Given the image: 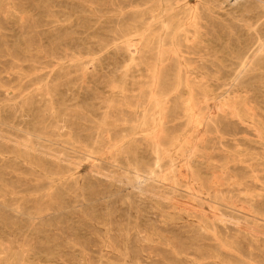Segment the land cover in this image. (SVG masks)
Returning <instances> with one entry per match:
<instances>
[{"label": "rangeland", "instance_id": "1", "mask_svg": "<svg viewBox=\"0 0 264 264\" xmlns=\"http://www.w3.org/2000/svg\"><path fill=\"white\" fill-rule=\"evenodd\" d=\"M157 1L0 0V264H264V5L204 12L240 75L159 62Z\"/></svg>", "mask_w": 264, "mask_h": 264}, {"label": "bare ground", "instance_id": "2", "mask_svg": "<svg viewBox=\"0 0 264 264\" xmlns=\"http://www.w3.org/2000/svg\"><path fill=\"white\" fill-rule=\"evenodd\" d=\"M90 1V0H89ZM152 1V0H151ZM154 1V0H153ZM213 0H198L197 1V4L195 5V6H192L191 4H190V0H186V2L185 3H181V0H158L157 2H156V8H154V12L156 13V17L157 16H159L160 14H161V19H160V21H158V22H160L161 24H162V27H160V29L158 28V36H157V44L156 45H158V47L160 46V52H159V56L160 57H158V59L157 60H159V62H161V60H162V55L163 54H161V52L163 51V46H165V43H170V44H172L173 42V40H176V44H178V46L180 47V48H185V51L187 52V53H191V52H193V54L195 55L196 53H198V52H202V51H204L205 52V55L207 54V55H209V57L210 56H212V57H214L215 59H214V63L216 62V63H218V64H220V65H222V66H217L216 65V67H215V69H214V73L216 72V73H220V74H222L223 73V71L224 72H231V73H233L232 71H234V72H237L238 74H240L241 75V73H244L246 70H247V66L249 65V62L251 61H247V63H246V61H244V58H241L240 59V57H239V55L236 53V52H234V51H232V50H229V48L227 47V45H226V48H225V50H217V48L215 49V48H212L213 46H211L212 44H213V42H211L209 39H203L202 38V33H203V29H205V30H207L208 29V26H210L209 24H210V21L212 22L213 20H211V19H213V18H208V16H207V14H205L204 12H206L207 13V11H209L210 12V10L212 9V5H211V2H212ZM218 1V0H217ZM221 1V0H220ZM223 1V0H222ZM221 1V2H222ZM147 2V1H146ZM146 2H144V5H145V3ZM225 2V1H224ZM223 2V3H224ZM226 2H227V0H226ZM245 3H246V1H244ZM239 3V2H238ZM244 3V4H245ZM248 6L246 7V8H244L243 9V7H242V9H243V11H245L246 12V16H249L248 18H251V16L249 15V14H251L252 15V13L253 14H255V13H257V14H260V10H258V7L260 6V4H262V5H264V0H248ZM141 4H143V3H141ZM218 4H220V3H218ZM218 4H215V5H218ZM222 4V3H221ZM230 4V3H229ZM240 5V4H239ZM243 5V4H242ZM146 6V5H145ZM219 6H221V5H218V7ZM139 7V6H138ZM261 7H264V6H261ZM147 8V7H146ZM153 8H151V9H153ZM237 8V7H236ZM150 9V8H149ZM222 9V8H221ZM231 10H236V9H231ZM263 10V9H262ZM147 11L148 10H146V13H147ZM151 11V10H150ZM214 11V10H213ZM220 11V10H219ZM227 11V10H226ZM208 12V13H209ZM221 13H222V11H220ZM262 12V11H261ZM224 14V13H223ZM222 14V15H223ZM236 14V13H235ZM256 14V15H257ZM142 15V14H141ZM146 15V14H145ZM149 16V15H148ZM154 16V15H153ZM246 16H244V17H241V19H245V17ZM252 16H254V15H252ZM147 17V16H146ZM231 17V16H230ZM139 18H141V16H139ZM143 18V17H142ZM150 18V17H149ZM159 18V17H158ZM205 19H207L206 21H205ZM228 19V18H227ZM233 19V18H232ZM143 20H144V18H143ZM140 21H142V20H140ZM157 21V20H156ZM205 21V22H204ZM218 21V20H217ZM220 21V20H219ZM222 21V20H221ZM232 21V20H231ZM262 21V20H261ZM153 22V21H152ZM209 23V24H208ZM223 23V22H222ZM235 23V22H234ZM238 23V22H237ZM254 23V22H253ZM155 24V23H154ZM225 24V23H224ZM151 25V24H150ZM156 25V24H155ZM226 25V24H225ZM230 26H231V24H229ZM143 26V25H142ZM229 26V28H231ZM158 26H155V28H157ZM141 28V27H140ZM154 28V29H155ZM210 28V27H209ZM143 29V28H142ZM147 29V28H146ZM211 29V28H210ZM226 29V28H225ZM215 30V29H214ZM264 30V29H263ZM216 31V30H215ZM208 33V32H207ZM155 34V33H154ZM211 34H212V32H211ZM263 35H264V33H263ZM246 36V35H245ZM152 38V37H151ZM204 38H206V37H204ZM149 39V38H148ZM153 39V38H152ZM156 39V38H155ZM260 41V38H259V36H255V38H251V39H249L248 41H246V43H245V47H247L248 48V50L250 49V48H252V46H253V48L255 47L254 46V44H256L255 42L256 41ZM148 41H150V40H148ZM155 41V40H154ZM198 42L202 45V46H199V44H198ZM148 44V43H147ZM152 44V43H151ZM257 44H258V42H257ZM153 45V44H152ZM144 46V45H143ZM169 46V45H168ZM264 46V43H262L261 44V46H260V48H262ZM146 47V46H145ZM259 47V46H258ZM144 48V47H143ZM150 48V47H149ZM153 48H155L154 46H153ZM169 48H171L170 46H169ZM168 48V49H169ZM140 49H141V47H140ZM241 49V48H240ZM154 50V49H153ZM164 50H166V47H165V49ZM172 51H173V49H171ZM184 50V49H183ZM256 50V49H255ZM145 51V50H144ZM169 51V50H168ZM175 51V50H174ZM181 51V50H180ZM245 51V50H244ZM259 51V50H258ZM143 52V51H142ZM156 52V51H155ZM163 52H165V51H163ZM162 52V53H163ZM176 52V51H175ZM185 52V53H186ZM238 52V51H237ZM255 52V51H254ZM158 53V52H157ZM166 53H168V52H166ZM186 53V54H187ZM248 53V52H247ZM262 53V52H261ZM146 54V53H145ZM165 54V53H164ZM178 54V53H177ZM176 54V55H177ZM204 54V53H203ZM246 54V53H245ZM257 54V53H256ZM155 55H156V53H155ZM168 55V54H167ZM190 54H187L186 56H187V59H188V56H189ZM197 55V54H196ZM206 55V56H207ZM146 56V55H145ZM150 56V55H149ZM148 56V57H149ZM163 56H165V55H163ZM181 56V55H180ZM150 57H152V56H150ZM173 57V56H172ZM175 57V56H174ZM178 57V56H177ZM182 57V56H181ZM185 57V56H184ZM192 57V56H191ZM196 57V56H195ZM211 58V57H210ZM144 59V58H143ZM147 59V58H146ZM153 59V58H152ZM168 59V58H167ZM166 59V60H167ZM171 59V58H170ZM186 59V60H187ZM201 59V58H200ZM205 59V58H204ZM235 59H240V61H238L239 63H242L241 64V67L238 69V68H232L230 65V67L228 68L227 67V65H226V61L227 60H230V62H232V61H234ZM165 60V61H166ZM183 60V59H182ZM196 60H198V59H196ZM211 60V59H210ZM154 61H156V59L154 60ZM164 61V60H163ZM180 61V60H179ZM201 61V60H200ZM159 62H158V64H159ZM236 62V61H235ZM164 64H165V62H163ZM168 63V62H167ZM167 63H166V66H167ZM187 63V62H186ZM194 63V62H193ZM196 63V62H195ZM234 63V62H233ZM182 64V63H181ZM190 64H192V63H190ZM207 64V63H206ZM174 65H175V63H174ZM196 65H197V63H196ZM155 66H156V64H155ZM154 66V67H155ZM179 66H180V64H179ZM195 66V65H194ZM224 66H226L227 68H225ZM263 66V65H262ZM153 67V68H154ZM158 67V66H157ZM162 67H163V65H162ZM161 67V68H162ZM173 67V66H172ZM181 67V66H180ZM190 67H192V66H190ZM196 67V66H195ZM214 67V66H213ZM212 67V68H213ZM152 68V67H151ZM155 69V68H154ZM153 69V70H154ZM165 69V68H164ZM200 69V68H199ZM207 69V68H206ZM151 70V69H150ZM194 70V69H193ZM261 70V69H260ZM161 71V70H160ZM170 71H172V70H170ZM177 71V70H176ZM179 71V70H178ZM182 71V70H181ZM199 71V70H198ZM203 71V70H202ZM204 71H205V68H204ZM209 71V70H208ZM158 73V70L156 69V70H154V73ZM191 72H192V70H191ZM194 72H196L195 70H194ZM194 72H192V73H194ZM154 73H152V75L154 74ZM184 73V72H183ZM202 73V72H201ZM203 75L205 74V73H202ZM161 75V74H160ZM166 75V74H165ZM232 75V74H231ZM255 75V74H254ZM156 76V75H155ZM164 76V75H163ZM176 76V75H175ZM175 76H174V78H175ZM206 76V75H205ZM224 76V75H223ZM235 76H236V74H235ZM152 77H154V76H152ZM183 77V76H182ZM221 77V75L220 76H218V78L219 79H221L220 78ZM228 77V76H227ZM257 77V76H256ZM258 77H259V74H258ZM264 77V76H263ZM160 78V77H159ZM222 78H226V77H222ZM230 78H231V76H230ZM233 78H235V77H233ZM255 78V77H254ZM167 79H168V77H167ZM229 79V78H228ZM237 79V78H236ZM177 80V79H176ZM231 80V79H230ZM234 80V79H233ZM256 80V79H255ZM167 81V80H166ZM229 81V80H228ZM232 81V80H231ZM252 81V80H251ZM156 82V81H155ZM171 82V81H170ZM183 82V81H182ZM226 82V81H225ZM165 83V82H164ZM186 83V82H185ZM192 83V82H191ZM166 84V83H165ZM172 84V83H171ZM173 84H174V82H173ZM193 84V83H192ZM226 84V83H225ZM168 85V84H167ZM188 85V84H187ZM163 86V85H162ZM170 86V85H169ZM241 86V85H240ZM243 86V85H242ZM152 87H155V85L154 86H152ZM159 87V86H158ZM171 87V86H170ZM184 87V86H183ZM182 87V88H183ZM165 88V87H164ZM173 88V87H172ZM186 88V87H185ZM197 88V87H196ZM238 88V87H237ZM152 89H154V88H152ZM159 89H161V88H159ZM175 89H176V87H175ZM155 90V89H154ZM172 90V89H171ZM186 90H188V89H186ZM152 91V90H151ZM160 91V90H159ZM162 91V90H161ZM180 91H182V90H180ZM191 91V90H190ZM228 91V90H227ZM146 92H147V90H146ZM153 92H155V91H153ZM158 93V92H157ZM163 93H165L164 91H163ZM182 93V92H181ZM183 93H184V90H183ZM153 94V93H152ZM179 94V93H178ZM156 95V94H155ZM159 95H160V93H159ZM164 95V94H163ZM165 95H168V94H166L165 93ZM151 96V95H150ZM153 96V95H152ZM192 96V95H191ZM158 97V96H157ZM160 97H161V95H160ZM198 97V96H197ZM151 98V97H150ZM142 99H144V98H142ZM198 99V98H197ZM247 99V98H246ZM182 100V99H181ZM170 101V100H169ZM177 101V100H176ZM178 101H180V100H178ZM229 101V100H228ZM181 102V101H180ZM245 102H246V100H245ZM151 103V102H150ZM154 103V102H153ZM172 103V102H171ZM196 103V102H195ZM246 103H248V102H246ZM144 104V103H143ZM167 104H169V102L167 103ZM191 104V103H190ZM148 105V104H147ZM177 105H178V103H177ZM176 105V106H177ZM144 106V105H143ZM146 106V105H145ZM160 106V105H159ZM168 106V105H167ZM151 107V106H150ZM154 107H156V105L154 106ZM153 108V107H152ZM170 108V107H169ZM175 108V107H174ZM252 108V107H251ZM255 109H256V107H254ZM176 109V108H175ZM174 109V110H175ZM260 109V108H259ZM263 109V108H262ZM144 110H145V107H144ZM158 110V109H157ZM264 110V109H263ZM143 111V110H142ZM146 111V110H145ZM145 111H143V113L145 112ZM153 111V110H152ZM159 111V110H158ZM166 111V110H165ZM168 111H169V109H168ZM192 111V110H191ZM147 112V111H146ZM173 112V111H172ZM205 111H203L202 113H204ZM264 112V111H263ZM151 113V112H150ZM174 113V112H173ZM209 113V112H208ZM255 113V112H254ZM168 114V113H167ZM166 114V115H167ZM215 114H216V112H215ZM256 114V113H255ZM153 115H154V113H153ZM203 115H205V114H203ZM218 115V114H217ZM258 115H260L259 114V112H258ZM177 116H180V115H177ZM216 116V115H215ZM147 117V116H146ZM155 118H156V116H154ZM201 117V116H200ZM207 117V116H206ZM206 117L204 116V118L206 119ZM226 117V116H225ZM224 117V118H225ZM145 118V117H144ZM151 118V117H150ZM209 118V117H208ZM212 118V117H211ZM216 118V117H215ZM229 118V117H228ZM152 119V118H151ZM150 119V120H151ZM157 119V118H156ZM166 119H168V117L166 118ZM201 119H203L202 117H201ZM205 119H204V121H205ZM213 119V118H212ZM220 118H218V120H219ZM154 120V119H153ZM191 120V119H190ZM207 120V119H206ZM209 120V119H208ZM225 120V119H224ZM261 120H263V119H261ZM202 121V120H201ZM264 121V120H263ZM149 122H151V121H149ZM207 122V121H206ZM167 123V122H166ZM172 123V122H171ZM170 123V124H171ZM158 124V123H157ZM170 124H168V125H170ZM45 127V126H44ZM170 127V126H169ZM172 127V126H171ZM175 127V126H174ZM207 127V126H206ZM221 127V126H220ZM164 128V127H163ZM208 128V127H207ZM55 129V128H54ZM64 129V128H63ZM152 129V128H151ZM169 129V128H168ZM162 130H164V129H162ZM172 130V129H171ZM61 131V130H60ZM165 131V130H164ZM207 131V130H206ZM159 132V131H158ZM161 132V131H160ZM156 133V132H155ZM162 133V132H161ZM72 134H73V131H72ZM183 134V133H182ZM182 134H181V136H182ZM30 135H32V140H33V142L31 143L29 140H28V142L33 146V145H36L37 143H39L38 141H37V143H36V140H38V139H40L41 137L40 136H38L37 134H35V131H32L31 133H30ZM29 135V136H30ZM159 135V134H158ZM148 136V135H147ZM196 136H198V135H196ZM202 136V135H201ZM200 136V137H201ZM28 137V136H27ZM93 137V136H92ZM157 137V136H156ZM163 137V136H162ZM166 137V136H165ZM147 138H149V137H147ZM199 138V137H198ZM43 139V138H42ZM41 139V140H42ZM69 139L70 140H74L75 142H77L76 144H78V143H80V142H85L84 140H82V138L79 136V135H72V136H69ZM162 139V138H161ZM164 139V138H163ZM57 140V139H56ZM112 140V139H111ZM16 141V140H15ZM44 141H48V140H45L44 139ZM151 141V140H150ZM153 141H155V140H153ZM156 141H158V140H156ZM160 141V140H159ZM158 141V142H159ZM162 141V140H161ZM161 141H160V143H161ZM19 142V141H18ZM94 142V141H93ZM25 143V142H24ZM51 143V142H50ZM55 143V142H54ZM74 143V142H73ZM95 143V142H94ZM93 143V144H94ZM151 143H153V142H151ZM158 144V143H157ZM55 145V144H54ZM56 145H57V143H56ZM78 145H80V144H78ZM86 145L87 146H89L87 143H86ZM98 145H100V144H98ZM154 145V144H153ZM160 144H158V146H159ZM196 145V144H195ZM30 146V145H29ZM32 146H31V149H35V148H32ZM76 146V145H75ZM91 146V145H90ZM89 146V147H90ZM149 146H150V143H149ZM162 146V145H161ZM170 146V145H169ZM156 147V146H155ZM193 147V146H192ZM80 148H81V146H80ZM88 148V147H87ZM164 148V147H163ZM194 148V147H193ZM198 148V147H197ZM92 149V148H91ZM171 149H173V148H171ZM189 149H190V147H189ZM39 150V149H38ZM86 150H89V149H86ZM170 150V149H169ZM169 150L167 149V151H168V154H169ZM191 150V149H190ZM29 151V150H28ZM97 151V150H96ZM95 151V152H96ZM98 151H99V149H98ZM101 151V150H100ZM196 151V150H195ZM194 151V152H195ZM52 152V151H51ZM94 152V153H95ZM154 152V151H153ZM161 152V151H160ZM159 152V153H160ZM163 152V151H162ZM166 152V151H165ZM192 153V152H191ZM97 154H98V152H97ZM154 154V153H153ZM167 154V153H166ZM165 154V155H166ZM185 155V154H184ZM192 155V154H191ZM41 156V155H40ZM162 156V155H161ZM160 156V157H161ZM194 156H195V154H194ZM159 157V156H158ZM186 157V156H185ZM26 158V157H25ZM189 158V157H188ZM193 158V157H192ZM27 159V158H26ZM165 159H166V157H165ZM170 159V158H169ZM185 159V158H184ZM34 160H35V158H34ZM164 160V159H163ZM162 160V161H163ZM56 161V160H55ZM62 161V160H61ZM104 161H105V159H104ZM157 161H158V159H157ZM191 161V160H190ZM165 162V161H164ZM175 162V161H174ZM173 162V163H174ZM159 163V162H158ZM163 163V162H162ZM167 163V167H169L168 166V162H166ZM189 163V162H188ZM193 163V162H192ZM171 165V164H170ZM176 165V164H175ZM135 166H137V165H135ZM172 166V165H171ZM184 166H186V165H184ZM191 166H193V165H191ZM164 166L162 165V168H163ZM173 167V166H172ZM125 168V167H124ZM160 167H158L157 169H159ZM161 168V169H162ZM170 168V167H169ZM175 168V167H174ZM173 168V170H175ZM191 168V167H190ZM155 169V168H154ZM177 169V168H176ZM186 169H188V168H186ZM193 169V168H192ZM191 169V170H192ZM134 170V169H133ZM164 170V169H163ZM166 170V169H165ZM126 171V170H125ZM136 172H139V171H137V170H135ZM149 171V170H148ZM168 171V170H167ZM169 171H170V169H169ZM154 172V171H153ZM156 172L158 173V171L156 170ZM161 172V171H160ZM164 172V171H163ZM174 172V171H173ZM190 172V171H189ZM134 173V172H133ZM144 173V172H143ZM151 173V172H150ZM155 173V172H154ZM168 173V172H167ZM126 174H128V172L126 173ZM148 174V173H147ZM172 174V173H171ZM128 175H130V174H128ZM151 175H153V174H151ZM162 175V174H161ZM163 176H165L164 174H163ZM168 176V175H167ZM171 176V175H170ZM137 177H139V174H137ZM157 176H155V178H156ZM169 177V176H168ZM149 179V178H148ZM163 178H161V180H162ZM169 179V178H168ZM144 180V179H143ZM142 180V181H143ZM156 180H157V178H156ZM160 180V181H161ZM165 180V179H164ZM174 180V179H173ZM141 181V180H140ZM139 182V181H138ZM145 182V181H144ZM154 182V181H153ZM156 183H159V182H156ZM162 183H163V181H162ZM159 184H161V182L159 183ZM151 185H152V183H151ZM156 184L154 183V185L153 186H155ZM146 186H149V185H146ZM158 186V185H157ZM150 187V186H149ZM142 189V188H141ZM143 190V189H142ZM145 190H151V189H144V191ZM139 192V191H138ZM149 192V191H148ZM142 193V192H141ZM154 193V192H153ZM152 193V194H153ZM221 193V192H220ZM143 194V193H142ZM145 194V193H144ZM149 194V193H148ZM155 194V193H154ZM209 194V193H208ZM139 195V194H138ZM146 195V194H145ZM162 197V196H161ZM222 198V197H221ZM228 200V199H227ZM226 201V200H225ZM228 201H230V199L228 200ZM233 201V200H232ZM216 202V201H215ZM244 202V201H243ZM213 203V202H212ZM225 203V202H224ZM220 204V203H219ZM225 204H227V203H225ZM234 204V203H233ZM248 204V203H247ZM221 205V204H220ZM235 205V204H234ZM233 205V206H234ZM245 205H246V203H245ZM224 207H225V205H224ZM235 207V206H234ZM233 207V208H234ZM240 207V206H239ZM249 208H250V206H248ZM228 208V207H227ZM242 208V207H241ZM230 209V208H229ZM247 209V208H246ZM248 210H250V209H248ZM247 210V211H248ZM254 210V209H253ZM232 211V210H231ZM238 211H240V210H238ZM225 212H227L226 210H225ZM255 212V211H254ZM260 212H262V211H260ZM228 213V212H227ZM252 213H253V211H252ZM229 214V213H228ZM232 214V213H231ZM234 214V213H233ZM239 214V213H238ZM240 214H242V213H240ZM254 214H256V213H254ZM257 214H258V212H257ZM260 214V213H259ZM223 215H225V213L223 214ZM235 215V214H234ZM244 215V214H243ZM262 215V214H261ZM205 216V215H204ZM228 216V215H227ZM247 216V215H246ZM255 216V215H254ZM257 216V215H256ZM255 216V217H256ZM201 217V216H200ZM215 217H218V216H215ZM219 217H221V216H219ZM219 217H218V219H219ZM232 217V216H231ZM209 218V217H208ZM252 218V217H251ZM207 219V218H206ZM222 219V218H221ZM234 219V218H233ZM249 219V218H248ZM262 219H263V217H262ZM261 219V220H262ZM208 220V219H207ZM237 220H239V219H237ZM250 220V219H249ZM205 222H207V221H205ZM229 222V221H228ZM250 222V221H249ZM264 222V221H263ZM237 223V222H236ZM255 223V222H254ZM210 224V223H209ZM221 224L223 225V223L221 222ZM225 224V223H224ZM241 224V223H240ZM257 224V223H256ZM259 224V223H258ZM226 225V224H225ZM230 225V224H229ZM236 225V224H235ZM260 225V224H259ZM212 226V225H211ZM237 226H239V225H237ZM192 227V226H191ZM218 226H216V228H217ZM243 232V231H242ZM250 233H252L251 231H250ZM249 233V234H250ZM128 234V233H127ZM247 234V233H246ZM256 236V235H255ZM262 237V236H261ZM264 238V237H263ZM256 239V238H255ZM257 239H259V238H257ZM185 247V246H184ZM186 248H187V246H186Z\"/></svg>", "mask_w": 264, "mask_h": 264}]
</instances>
